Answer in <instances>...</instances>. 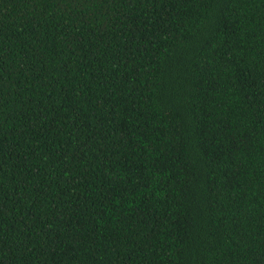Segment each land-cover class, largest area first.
I'll return each instance as SVG.
<instances>
[{
  "label": "trees",
  "instance_id": "1",
  "mask_svg": "<svg viewBox=\"0 0 264 264\" xmlns=\"http://www.w3.org/2000/svg\"><path fill=\"white\" fill-rule=\"evenodd\" d=\"M0 264H264V0H0Z\"/></svg>",
  "mask_w": 264,
  "mask_h": 264
}]
</instances>
